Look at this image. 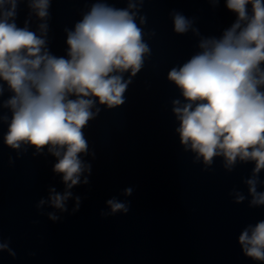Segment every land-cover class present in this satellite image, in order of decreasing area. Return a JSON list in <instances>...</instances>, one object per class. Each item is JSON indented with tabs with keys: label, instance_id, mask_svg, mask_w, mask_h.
<instances>
[{
	"label": "water",
	"instance_id": "95a60500",
	"mask_svg": "<svg viewBox=\"0 0 264 264\" xmlns=\"http://www.w3.org/2000/svg\"><path fill=\"white\" fill-rule=\"evenodd\" d=\"M96 3L134 14L149 52L135 75L113 73L127 83L122 104L89 97L93 117L82 129L88 148L80 158L90 172L69 190L66 211L49 200L50 189L63 193L66 186L48 146L14 149L4 142L12 115L4 102L12 92L0 80V244L7 245L0 264H264L239 243L242 231L264 221V205L251 204L246 183L255 178L257 192H264V169L254 177V160L237 157L229 167L223 155L206 163L182 144L173 108L188 101L168 78L201 51V40L219 39L236 14L226 0H50L40 19L20 0L16 24L45 39L52 55L67 58L68 32ZM176 13L191 21L187 32H175ZM113 198L129 211L113 213L107 204Z\"/></svg>",
	"mask_w": 264,
	"mask_h": 264
},
{
	"label": "clouds",
	"instance_id": "9594fccd",
	"mask_svg": "<svg viewBox=\"0 0 264 264\" xmlns=\"http://www.w3.org/2000/svg\"><path fill=\"white\" fill-rule=\"evenodd\" d=\"M19 2L0 0V80L12 92L4 102L12 114L4 142L14 149L22 143L37 151L48 146L57 158L54 172L66 186L63 193L50 189L49 200L54 208L66 211L65 201L72 196L69 190L81 182L82 173L90 172V165L80 158L88 148L82 129L93 117L94 101L89 97L109 107L122 104L127 83L113 73L131 69L135 75L149 48L142 42L134 14L96 3L68 32L67 58L56 57L46 50L45 39L27 26H17ZM28 6L44 19L50 0H28ZM226 7L237 17L232 26L219 39L201 40V51L168 73L188 101L173 111L180 122L182 144L190 145L206 163L217 155H223L229 167L237 157L254 160L255 177L264 169V91L260 90L264 88V0H226ZM173 20L177 33L191 27L182 14L176 13ZM39 27L42 33L47 29L46 24ZM257 182L246 181L251 204L264 205ZM132 191L127 188L124 194ZM107 204L113 213L129 211V205L115 198ZM50 218L58 219L54 214ZM239 243L245 255L264 261V221L242 231ZM5 248L0 244V249Z\"/></svg>",
	"mask_w": 264,
	"mask_h": 264
}]
</instances>
